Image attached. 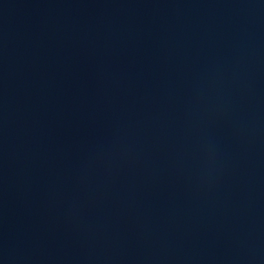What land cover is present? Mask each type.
<instances>
[{"label": "water", "instance_id": "obj_1", "mask_svg": "<svg viewBox=\"0 0 264 264\" xmlns=\"http://www.w3.org/2000/svg\"><path fill=\"white\" fill-rule=\"evenodd\" d=\"M0 264H264V0H0Z\"/></svg>", "mask_w": 264, "mask_h": 264}]
</instances>
